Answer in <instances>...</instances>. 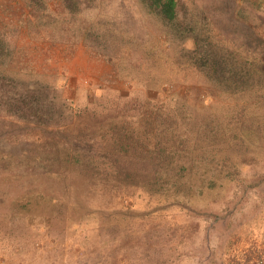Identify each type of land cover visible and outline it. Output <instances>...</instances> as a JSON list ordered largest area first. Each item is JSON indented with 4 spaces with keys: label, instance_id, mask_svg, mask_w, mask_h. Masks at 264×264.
<instances>
[{
    "label": "rangeland",
    "instance_id": "1",
    "mask_svg": "<svg viewBox=\"0 0 264 264\" xmlns=\"http://www.w3.org/2000/svg\"><path fill=\"white\" fill-rule=\"evenodd\" d=\"M0 0V264H264V0Z\"/></svg>",
    "mask_w": 264,
    "mask_h": 264
},
{
    "label": "trees",
    "instance_id": "2",
    "mask_svg": "<svg viewBox=\"0 0 264 264\" xmlns=\"http://www.w3.org/2000/svg\"><path fill=\"white\" fill-rule=\"evenodd\" d=\"M147 5L152 14L160 17L168 25L176 22V0H153L151 4Z\"/></svg>",
    "mask_w": 264,
    "mask_h": 264
}]
</instances>
